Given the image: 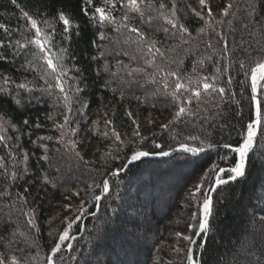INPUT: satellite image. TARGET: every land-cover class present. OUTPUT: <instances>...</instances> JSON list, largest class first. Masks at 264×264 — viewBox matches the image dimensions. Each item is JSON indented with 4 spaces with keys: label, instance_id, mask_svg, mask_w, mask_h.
I'll return each instance as SVG.
<instances>
[{
    "label": "trees",
    "instance_id": "trees-1",
    "mask_svg": "<svg viewBox=\"0 0 264 264\" xmlns=\"http://www.w3.org/2000/svg\"><path fill=\"white\" fill-rule=\"evenodd\" d=\"M160 2L161 0H153L157 7ZM163 2L171 7V0ZM228 2L229 0H206V4L211 6L217 18ZM238 2L243 7L246 0ZM18 3L30 14H40L38 18H46L53 23L57 33L56 41L69 49L66 63L70 68L80 69L79 74L84 81L82 86L85 87L80 96L89 106L82 112L74 111L71 114L74 121L71 127L77 128V135L72 139L77 141L78 151L83 157L80 160L75 158L67 147L57 145L55 140L41 142L38 139L42 136L55 138L59 135L53 121L47 119L49 114H54L56 121L62 122L63 118L59 113L63 110L53 107L54 98L45 96L39 103L34 100L28 102V96L24 94V101L17 105L9 102L10 98L6 95L0 94V115L6 114L5 119H10L20 130L16 132L9 129L8 135L13 137L11 143L18 144L21 151H27L30 155L27 170L21 165L17 173L20 178L14 183L7 180L0 169V191L7 187L11 193L10 199L0 197V236L9 237L13 227L18 224L21 231L28 233L29 240L18 244V248L23 251H12H16L18 256L29 258L38 254L35 261L29 259V264H45L46 256L67 223L76 220L77 216H82L71 229L70 234L75 239L66 241L72 244V251L63 249L56 258V264H187L185 253L188 242L178 238L176 233L192 235L188 224L193 222L191 216L198 211V206L192 201L189 193L213 163L227 168L238 159L235 154L220 147L224 143H239L241 132L255 117L250 88L238 62L246 60L248 64H252L259 59L264 50V41L257 43L256 40L250 39L242 28L237 10H233V15L227 18L231 23L222 28L223 33L227 34L231 50L235 53L230 58L231 66L229 67V58L215 56L213 63H205L202 74H212L216 67H220L221 83L230 75L233 82L229 87L235 92V96L226 99L221 105L220 114L214 116L211 125L207 120L204 121L203 128L199 120L196 123L179 121L168 129H163L161 125L168 124L175 111L171 97L152 96L150 93L154 90V85L140 86L136 83L124 84L121 97L119 90L113 91L117 88L116 82H112L108 88L104 87L105 82L110 80L107 73L97 76L96 68L103 64V60L91 59L92 56L98 55L91 42L96 39L98 28L83 14V0H18ZM99 3L100 0H94L97 6ZM176 6L180 22L196 36L197 29L203 26V21L193 14L192 9L202 11L199 0H176ZM117 8L118 11L114 15L120 16L123 9H120L119 4ZM60 11L65 12L80 26L79 35L75 34L76 29L73 28L70 41H63L61 38L63 25L55 19ZM203 11L207 19L206 9ZM257 16L264 19V10L258 9ZM0 23L13 30L20 29L13 31L12 37L20 39L22 26L26 21L21 18L19 9H16L10 0H0ZM133 24L157 40L165 39L163 33L150 31V27L156 26L155 23L151 26L142 24L137 18L133 20ZM104 31L110 40L101 43L112 52L107 56L112 71L116 70L117 60L131 67L143 66L149 73L154 71L152 67L144 65L136 53L134 43L125 45L124 36L114 32L110 26ZM0 39H8L3 30H0ZM233 41L235 43H232ZM213 42L215 43V38ZM200 47L203 50V45ZM124 51L128 55H124ZM2 54L9 58L0 60V73L18 81L24 76L29 80L34 79V73L22 71V57L13 59L7 49H4ZM132 56H137V59L132 60ZM194 59V56L185 58L183 68L186 72H191ZM74 107L79 108V105ZM129 111L138 121L140 133L145 138L141 143L144 150L160 151L161 149H156L154 145L161 144L163 150L168 151L177 147L178 142H184V138L189 134H199L202 138L207 136L217 147L206 150L198 157L150 156L128 165L118 177H112L109 175L110 171L126 164L125 157L130 155L128 149H123L118 159L113 160L106 156V153L117 155L116 149L121 147L115 140L112 129L119 132L121 140L125 142L133 139L135 126L126 114ZM25 119L29 121L27 126L23 124ZM106 120H111L112 124L106 125ZM93 121L96 123L93 124ZM37 123L41 127L37 128ZM41 143L48 145L51 164L41 159L44 154ZM57 148H60V151H56ZM13 155L16 160L21 159V152H14ZM225 155L230 159H221ZM0 156L7 157V167L9 171L13 170V158L7 156V149L0 147ZM105 159L109 160L107 164ZM212 175L210 173L208 180L204 181V191L208 190ZM104 178L110 180L112 189L101 199L97 210L92 197L100 195L101 192L100 189L90 191L89 186L102 184ZM262 184L264 135H258L256 148L249 154L246 177L222 185L213 194L212 229L207 238V245L203 249L199 248L198 245L202 241L198 239L197 245L194 246L195 258L200 264H246L240 257L248 254V247L252 248L253 260L262 259L260 250L264 249V231L258 221L264 216V204L256 199ZM26 188L29 192L24 210H34L39 231L27 226L26 218L10 207V202L16 199L15 193H24ZM77 192L80 195H76ZM66 205H70V209H66ZM81 206L85 209L84 213L79 211ZM114 209L117 210L118 218L113 216ZM253 214L255 220L251 219ZM9 216L11 223L6 224ZM133 232L135 236L131 235ZM4 243L0 241V251L7 254ZM176 248L181 249V252H175Z\"/></svg>",
    "mask_w": 264,
    "mask_h": 264
},
{
    "label": "snow or ice",
    "instance_id": "snow-or-ice-1",
    "mask_svg": "<svg viewBox=\"0 0 264 264\" xmlns=\"http://www.w3.org/2000/svg\"><path fill=\"white\" fill-rule=\"evenodd\" d=\"M10 3L19 9L20 16L26 21L22 26L23 32L20 39H13V31H20V29L13 30L3 23H0V30H3L7 40L0 39V60H7L9 57L2 54L4 49L10 51L13 59L22 57L23 62L20 67L23 72L34 73V79L29 80L27 76L19 81L13 77L0 73V94L6 95L10 98L9 102H14L19 105L24 101V94L28 96V102L33 100L37 103L45 96L54 98L53 107L62 109L59 114L62 115V122L55 119L54 114H49L47 119L53 121V126L59 132L57 137L42 136L39 141H53L57 145L67 147L75 156V158L82 160L80 152L77 148V141L72 139L77 135V128L71 127L74 121L71 119V114L82 112L89 105L80 96L85 91L83 87V77L79 74L80 69L70 68L66 63L69 56V49L61 46L56 41V28L48 19L38 18L40 14H30L28 11L18 3V0H10ZM123 12L120 16L114 15L118 11L117 5ZM202 11L192 9L193 14L203 21V26L197 29L196 36H193L187 26L180 22L177 16L176 0H171V7L169 8L163 0L158 7L153 3V0H100L99 6L94 4V0H83L82 12L98 28L96 39L92 40V46L98 51V55L91 57L93 61L103 60V64L96 68L97 76L102 73H107L110 77L109 81L104 84L105 88L111 86L112 82L117 83V88L113 91L119 90L121 97H123L122 86L124 84L136 83L140 86L143 84L154 85V90L150 93L152 96L166 95L171 97V102L174 105L175 111L172 119L168 124L161 125V128L168 129L170 125L179 121H190L196 123L200 122L203 128L204 121L207 120L211 125L215 115L220 114L221 105L225 103L226 99H231L235 96V92L229 87L232 84V78L228 75L226 81L221 83V68L216 67L212 74H202L205 68V63H213L214 57L229 58V67L231 66V57L235 53L231 50V45L227 34L223 33V26L230 24L227 18L233 15V10H237V15L241 18L242 28L248 33L250 39H254L257 43L264 41V19L257 16V10H264V0H246L243 7L238 0H229L224 5L220 12L219 18L215 16L210 5L206 4V0H199ZM206 16L205 18V11ZM135 14V15H133ZM139 19L142 24L155 23V27H150L153 33L160 32L164 34V40H157L149 36L142 30L141 27L133 24L134 19ZM55 19L63 25V30L60 33L63 41H70L73 28L76 29V35H79V24L74 23L71 18L60 11L57 13ZM111 27L112 30L124 36L123 43L125 45L132 42L136 45V53L139 58L143 60L144 65L150 66L154 69L149 73L143 66L131 67L124 64L123 61L117 60L116 70L112 71L107 56L112 54L109 48L101 42L110 40L104 29ZM31 33V35H28ZM131 34H135L134 36ZM215 38V43L213 42ZM119 43V41H116ZM232 43H235L233 41ZM243 39L241 40V45ZM203 45V50H201ZM251 47V45H249ZM123 51V50H121ZM124 55H128L126 51ZM195 57L191 72H186L183 68L185 58ZM132 60H136L137 56H132ZM239 68L247 79L248 87L250 88V99L254 106L255 117L252 119L241 132V141L235 145L231 143H224L220 145L223 149L235 154L238 159L232 166L224 168L219 167L213 163L210 168L206 169L201 177V181L197 183L189 195L194 203H197L198 211L191 216L192 223L188 224V228L192 235H185L177 232L176 236L188 242L185 257L187 264H200L195 258L193 245H197V240L193 237H198L202 243L198 247L203 249L207 245V238L211 233L212 225L211 219L214 211L213 194L222 185H227L238 180H243L247 175L248 158L257 145L258 135H264V50H262L259 59L252 64H248L246 60L239 61ZM76 73L75 75L71 73ZM123 73V75H121ZM159 75V79L157 76ZM42 81V83H37ZM39 93L40 95H36ZM78 104L79 108L74 105ZM127 116L132 119L135 126V131L132 136L133 139L125 142L121 140L120 133L114 128L112 134L115 140L119 142L120 148L116 149L117 155L106 153V156L115 160L119 158V153L123 149H128L130 155H126V164L119 168L110 171L109 175L118 177L121 172H124L128 165L142 161L144 158L150 156L159 157H198L206 150L216 148L217 145L208 140L207 136L202 138L201 135L189 134L184 138V142H178L177 147L168 151L163 150V145L155 144L156 149L160 151L144 150L141 143L145 139L140 133V125L129 111ZM107 115V114H106ZM6 114L0 115V147L7 149V156L13 158V170L9 171L7 167V157L0 156V169L3 170V176L15 182L20 176L17 174L21 165H26L30 159L27 151H21L18 144L11 143L13 137L8 135L9 129L19 132L16 124L10 119H5ZM203 117V119H200ZM212 117V119H210ZM93 124L96 122L93 121ZM106 125H111V120L105 121ZM151 123V121H149ZM23 124L27 126L29 121L25 119ZM39 128L41 125L36 124ZM108 135V133H104ZM18 139V137H17ZM40 147L43 149L41 159L51 164V158L48 155V145L41 143ZM56 151H60L57 148ZM14 152H21V159L16 160L13 155ZM221 159H230L227 155ZM105 164L109 162L105 159ZM212 175V181L207 191H204V181L208 180L209 174ZM47 180V178H45ZM90 191L100 189V195H93L95 207L99 210V202L104 196H107L112 189V184L108 178H104L102 184L96 183L89 186ZM29 189H25L24 193L16 192L15 201L10 202V207L16 209L26 218V224L32 229L39 231L36 224V217L33 209L24 210V205L27 204V193ZM76 195H80L79 192ZM0 197L10 199L11 193L7 187L0 191ZM256 199L259 203L264 204V184L260 186ZM19 205V207H17ZM70 209V205L65 206ZM81 213L85 212L83 206L79 209ZM95 215V213H93ZM113 216H117V210H113ZM82 216H77L76 220L81 219ZM67 219V218H66ZM255 220V215L251 217ZM76 220L67 223L58 236V240L50 249V253L46 256L45 264H56V258L63 249L72 251V244L66 241L75 239L70 233ZM259 224L262 231H264V216L259 218ZM6 224L11 223V216L5 221ZM135 236V233H131ZM138 239V237H137ZM29 240V235L25 231H21L18 224H16L9 237L0 236V241H4V247L7 249V254L0 251V264H29V259L35 261L38 257L32 256H18L16 251H23L18 248L21 242L26 243ZM16 249V251H12ZM175 252L180 253L181 249H174ZM247 255H241V259L246 264H264V249L260 250L261 260L252 259V248L246 249Z\"/></svg>",
    "mask_w": 264,
    "mask_h": 264
},
{
    "label": "water",
    "instance_id": "water-1",
    "mask_svg": "<svg viewBox=\"0 0 264 264\" xmlns=\"http://www.w3.org/2000/svg\"><path fill=\"white\" fill-rule=\"evenodd\" d=\"M199 238H197L196 240H198ZM195 245H193L192 247L194 248Z\"/></svg>",
    "mask_w": 264,
    "mask_h": 264
}]
</instances>
